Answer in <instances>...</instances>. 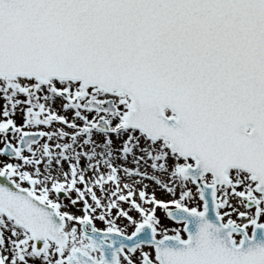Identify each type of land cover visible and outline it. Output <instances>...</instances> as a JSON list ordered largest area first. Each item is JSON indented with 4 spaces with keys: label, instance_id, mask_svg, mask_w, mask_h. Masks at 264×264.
Wrapping results in <instances>:
<instances>
[{
    "label": "snow or ice",
    "instance_id": "obj_1",
    "mask_svg": "<svg viewBox=\"0 0 264 264\" xmlns=\"http://www.w3.org/2000/svg\"><path fill=\"white\" fill-rule=\"evenodd\" d=\"M0 264H264V0H0Z\"/></svg>",
    "mask_w": 264,
    "mask_h": 264
}]
</instances>
